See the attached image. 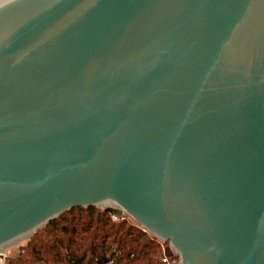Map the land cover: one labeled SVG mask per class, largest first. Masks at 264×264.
<instances>
[{
  "label": "water",
  "instance_id": "95a60500",
  "mask_svg": "<svg viewBox=\"0 0 264 264\" xmlns=\"http://www.w3.org/2000/svg\"><path fill=\"white\" fill-rule=\"evenodd\" d=\"M74 205L264 264V0H0V255Z\"/></svg>",
  "mask_w": 264,
  "mask_h": 264
},
{
  "label": "trees",
  "instance_id": "16d2710c",
  "mask_svg": "<svg viewBox=\"0 0 264 264\" xmlns=\"http://www.w3.org/2000/svg\"><path fill=\"white\" fill-rule=\"evenodd\" d=\"M111 213L96 205L70 207L37 228L28 242L20 246L23 252L9 260L10 264H26L28 258L30 261L45 259L47 264H179V255L172 251L169 262L162 261L163 248L159 251L155 235L126 214L112 218ZM48 235L63 246L64 255L44 253ZM164 244L169 243L164 241Z\"/></svg>",
  "mask_w": 264,
  "mask_h": 264
},
{
  "label": "rangeland",
  "instance_id": "374dc122",
  "mask_svg": "<svg viewBox=\"0 0 264 264\" xmlns=\"http://www.w3.org/2000/svg\"><path fill=\"white\" fill-rule=\"evenodd\" d=\"M100 207H102V206H100ZM126 216H128V215L126 214ZM112 218H116V216L112 215ZM128 218L134 221V219H132L130 216H128ZM134 222H136V221H134ZM31 235L29 237L25 238V239H21V240L15 242V243H13V244H11L9 246H6L3 249L4 252L2 251V255H0V264H10V261H9L10 259L15 258L18 254L22 253L23 250L20 249V246L21 245H25L28 242V239L31 237ZM156 238L159 240L158 249H159V251L160 250L162 251L163 245H165L164 241L162 239L158 238V237H156ZM55 240L56 239L53 236H49L48 235V238L45 239V243H47V244H45V246L47 248H46V252H44V253H46V254L48 253L49 256H53L54 254H57V253H58L59 256L64 255L65 251H64L63 246L62 245H58L55 242ZM162 242H163V245H162ZM50 245H51V249H50ZM45 246H43V247H45ZM43 247H41V250H43ZM41 252L43 253V251H41ZM26 255H29L28 251L26 252ZM30 260L31 259L28 258L27 261H26L27 262L26 264H47L45 259H43L44 261L43 260L42 261H40V260L30 261ZM85 260H87V259L85 258ZM85 263H86V261H85ZM109 264H116V262H113V263L109 262Z\"/></svg>",
  "mask_w": 264,
  "mask_h": 264
},
{
  "label": "built area",
  "instance_id": "2783aa9c",
  "mask_svg": "<svg viewBox=\"0 0 264 264\" xmlns=\"http://www.w3.org/2000/svg\"><path fill=\"white\" fill-rule=\"evenodd\" d=\"M112 215L113 216H116V214H113L112 213ZM169 246V244L168 245H163V254H162V261H164V262H169V254H167L166 252H165V250H166V248ZM171 251L173 252V253H175L173 250H172V248H171ZM179 264H180V262H179Z\"/></svg>",
  "mask_w": 264,
  "mask_h": 264
},
{
  "label": "flooded vegetation",
  "instance_id": "af4514ba",
  "mask_svg": "<svg viewBox=\"0 0 264 264\" xmlns=\"http://www.w3.org/2000/svg\"><path fill=\"white\" fill-rule=\"evenodd\" d=\"M145 230V229H144Z\"/></svg>",
  "mask_w": 264,
  "mask_h": 264
}]
</instances>
